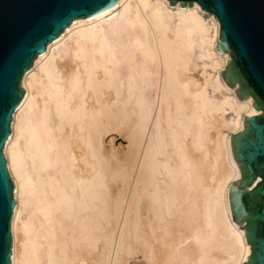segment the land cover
I'll return each mask as SVG.
<instances>
[{
	"label": "bare ground",
	"instance_id": "obj_1",
	"mask_svg": "<svg viewBox=\"0 0 264 264\" xmlns=\"http://www.w3.org/2000/svg\"><path fill=\"white\" fill-rule=\"evenodd\" d=\"M168 2L117 0L76 18L23 74L3 148L11 264L248 261L228 203L241 178L231 135L262 112L221 78L231 57L216 49L214 15L210 29L197 2ZM114 132L127 140L116 169L106 150Z\"/></svg>",
	"mask_w": 264,
	"mask_h": 264
},
{
	"label": "water",
	"instance_id": "obj_2",
	"mask_svg": "<svg viewBox=\"0 0 264 264\" xmlns=\"http://www.w3.org/2000/svg\"><path fill=\"white\" fill-rule=\"evenodd\" d=\"M180 7L197 2L220 24L216 49L231 59L221 72L240 99L252 96L262 113L243 118L244 130L231 135L240 180L228 190L234 222L245 230L251 255L243 264H264V0H169ZM117 0H0V264H11L10 221L14 188L3 155L12 115L24 89L21 78L37 55L76 18H88ZM260 178L259 181L257 179Z\"/></svg>",
	"mask_w": 264,
	"mask_h": 264
},
{
	"label": "rangeland",
	"instance_id": "obj_3",
	"mask_svg": "<svg viewBox=\"0 0 264 264\" xmlns=\"http://www.w3.org/2000/svg\"><path fill=\"white\" fill-rule=\"evenodd\" d=\"M205 13L206 14L204 15V19H205V21L207 22L208 26L211 29V27H212L211 20H210L211 17L208 16V14H209L208 12H205ZM198 64L200 65V63H198ZM225 67H224V70H225ZM224 70H222V71H224ZM201 71H202L201 70V67L199 66L197 68V70L194 72V75L199 80H201V76H200ZM205 71L208 74H214V72L211 69H209V68H206ZM220 75H221V73H220ZM221 78H222V76H221ZM36 79H37V81H40V77L39 76H37ZM237 88H238V85H235L231 89L232 90H236ZM34 92H35V94H38L37 93L38 92L37 90H35ZM37 98L39 100V95L37 96ZM39 106H40V103H38V107H35L34 108L35 112H39ZM35 123H36V120H34V124ZM106 141H107L106 142V150H107V153L110 156V158H112V159H110L111 164H112V167L114 169H116V168H118L124 162V158L126 159V156H127V152H125L126 147H127V140L125 138L124 132L123 133L122 132H118V133H115L114 132V133H111L110 136L106 138ZM116 164H118L119 166L116 165ZM27 168H28V173L30 175H32V169H31L30 164H28V167ZM110 185H111V191H112V193L115 194L117 192V190L119 189V186H120L119 183L116 182V181H112L110 183ZM12 245H13V242H12ZM138 257L139 256L136 255V257H134L133 259H129L130 264H139L140 258L138 259Z\"/></svg>",
	"mask_w": 264,
	"mask_h": 264
}]
</instances>
